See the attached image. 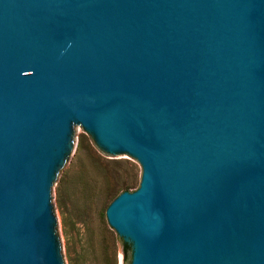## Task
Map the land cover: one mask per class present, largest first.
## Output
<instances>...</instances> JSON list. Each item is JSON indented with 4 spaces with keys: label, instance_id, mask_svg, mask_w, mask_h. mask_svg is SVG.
I'll return each mask as SVG.
<instances>
[{
    "label": "water",
    "instance_id": "1",
    "mask_svg": "<svg viewBox=\"0 0 264 264\" xmlns=\"http://www.w3.org/2000/svg\"><path fill=\"white\" fill-rule=\"evenodd\" d=\"M79 125L130 264H264V0H0V264H66Z\"/></svg>",
    "mask_w": 264,
    "mask_h": 264
},
{
    "label": "rangeland",
    "instance_id": "2",
    "mask_svg": "<svg viewBox=\"0 0 264 264\" xmlns=\"http://www.w3.org/2000/svg\"><path fill=\"white\" fill-rule=\"evenodd\" d=\"M81 132L73 164L59 175V233L66 264H130L132 244L107 221L106 208L122 192L138 188L142 165L134 157L107 154Z\"/></svg>",
    "mask_w": 264,
    "mask_h": 264
},
{
    "label": "trees",
    "instance_id": "3",
    "mask_svg": "<svg viewBox=\"0 0 264 264\" xmlns=\"http://www.w3.org/2000/svg\"><path fill=\"white\" fill-rule=\"evenodd\" d=\"M128 187H129V186L124 185L123 188H122V189H123L122 191L128 190Z\"/></svg>",
    "mask_w": 264,
    "mask_h": 264
}]
</instances>
